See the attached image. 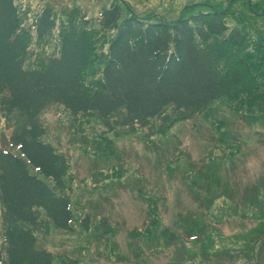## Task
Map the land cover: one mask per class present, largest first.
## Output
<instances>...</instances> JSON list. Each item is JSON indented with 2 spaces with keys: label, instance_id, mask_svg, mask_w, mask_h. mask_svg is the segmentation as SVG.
Listing matches in <instances>:
<instances>
[{
  "label": "rangeland",
  "instance_id": "374dc122",
  "mask_svg": "<svg viewBox=\"0 0 264 264\" xmlns=\"http://www.w3.org/2000/svg\"><path fill=\"white\" fill-rule=\"evenodd\" d=\"M245 1L17 3L22 34L31 38L30 61L35 63L54 43L51 32L43 42L30 32L42 8L52 9L59 28L72 16L80 28L89 29L95 43L85 74L90 86L96 81L90 72L106 61L108 38L115 31L100 21L110 3H117L122 16L129 10L167 21L178 20L197 3L218 4L227 24H233ZM3 96L0 93V147L8 148L19 118L2 106ZM248 106L219 98L188 119L167 109L145 128H137L119 125L120 116L109 121L93 114L75 117L50 104L41 114L44 140L66 159L65 192L74 221L66 231L42 222L41 230L34 231L36 245L51 253L53 264H250L251 246L243 242L252 240L258 242L254 260L264 264V239H258L264 234V110Z\"/></svg>",
  "mask_w": 264,
  "mask_h": 264
},
{
  "label": "trees",
  "instance_id": "16d2710c",
  "mask_svg": "<svg viewBox=\"0 0 264 264\" xmlns=\"http://www.w3.org/2000/svg\"><path fill=\"white\" fill-rule=\"evenodd\" d=\"M218 9V4L197 3L178 20L167 21L129 10L122 16L117 3H110L100 21L115 31L106 61L90 72L96 81L88 86L85 74L95 52L89 29L72 16L59 28L52 9L42 8L30 32L42 42L52 33L54 43L35 63L17 0H0L1 104L19 118L8 148L0 147V264H53L51 253L36 245L34 231L42 222L72 229L66 159L44 140L41 114L50 104L75 117L93 114L109 121L120 116L119 125L137 128L167 109L188 119L219 98L264 110V0H246L241 9L246 15L240 12L233 24ZM248 243L249 262L257 264L258 242H243Z\"/></svg>",
  "mask_w": 264,
  "mask_h": 264
}]
</instances>
